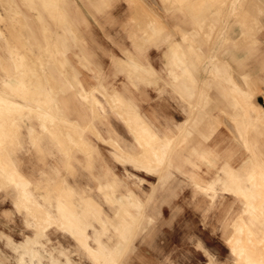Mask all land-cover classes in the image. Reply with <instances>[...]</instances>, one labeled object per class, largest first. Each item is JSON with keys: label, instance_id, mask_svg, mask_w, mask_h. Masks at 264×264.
I'll list each match as a JSON object with an SVG mask.
<instances>
[{"label": "rangeland", "instance_id": "1", "mask_svg": "<svg viewBox=\"0 0 264 264\" xmlns=\"http://www.w3.org/2000/svg\"><path fill=\"white\" fill-rule=\"evenodd\" d=\"M120 1L128 4V22L120 23L114 17ZM162 1L167 11L187 9L196 16L194 29L183 32L177 42L188 67L172 63L173 55L164 70L139 58L140 46L163 39L162 31L168 27L145 0H0V84L6 74L9 80L14 76L19 82L17 87L0 91V174L7 178V169L2 171V161L9 163L5 147L21 120L32 118L36 123L37 117L42 126L68 121L56 95H49L45 81L73 120L83 124L93 120L104 134L117 137L126 147L139 148L126 115L112 101L110 92L120 90L152 117L160 130L167 128L174 143L180 142L174 144L170 172L118 159L114 155L118 147L102 140L89 126L85 127L92 141L88 151L76 147L71 156L61 151L50 129L39 127V140L34 142L22 126L15 136L23 142L16 140L9 146L17 164L31 176L36 189L47 191L70 181L94 196L109 213L116 208L110 196L133 187L151 217H146L148 223L133 239L123 264H238L227 238L234 229L232 216L240 212L236 208L239 200L235 193L223 188L222 180L227 164L242 170L253 164L241 133V120L251 114L244 113L242 97H238L239 112L233 113V95L227 91H235L234 78L262 111L256 125L245 131L250 146L264 159V0ZM189 3H194L193 9L185 6ZM242 5L248 9L245 13L249 12L246 21L239 11ZM232 21L240 22L239 33H232ZM102 37L112 46L100 45ZM130 42L135 45L134 51L126 46ZM115 44L125 58L115 51ZM132 58L138 67L128 62ZM12 69H16L14 75ZM28 69L36 72L29 77ZM82 84L96 102L81 94ZM146 86L153 87L155 99L169 97L168 111L161 109L160 101L151 102ZM12 94L36 105L13 103L11 100L16 99ZM17 106L19 112L13 116L11 109L15 113ZM259 110L253 108L250 113L256 116ZM152 111L156 116H151ZM68 139L70 146H76L81 134L69 133ZM17 184L26 185L23 181ZM16 191L12 184H0V264L16 263L18 250L14 247L26 250L27 245H19V239L34 231L15 202ZM24 196L29 199L27 194ZM110 231L114 232L113 227ZM51 234L54 238L46 245L35 246L54 251L65 261L61 251L64 246L79 264H96L68 232ZM9 236L14 243L8 241ZM248 246L239 251V256H258L264 264V243L258 251ZM23 254L29 256L28 251ZM43 260L54 264L49 253Z\"/></svg>", "mask_w": 264, "mask_h": 264}, {"label": "crops", "instance_id": "2", "mask_svg": "<svg viewBox=\"0 0 264 264\" xmlns=\"http://www.w3.org/2000/svg\"><path fill=\"white\" fill-rule=\"evenodd\" d=\"M145 3L147 7L151 6L154 9V11L159 15V18L161 19L160 22L164 25H168V27L162 31L163 39L157 40V43H150L147 45L143 44L140 46L141 50L138 55L139 58L145 64H151L154 67H159L160 69L164 70L165 67H169V62L173 55L174 57L171 59L172 63H185V67H188L186 57L184 56V54H182V51L180 52L177 49V42L181 41L183 32H190L194 29V25L197 22L194 12H191L187 9H185V11L173 9L167 11L162 0H145ZM185 6H189L193 9L194 3H189ZM127 8L128 4L126 1H120L116 4V15L114 17L118 19V22H128L127 19L129 17L126 15ZM123 9L124 14H121V10ZM239 11H241L243 20L246 21L249 19V12L245 13V11H248V9L244 5L240 6ZM245 14H247L246 17ZM262 17L264 18V14L262 15ZM240 28V22L232 21L233 34L239 33ZM59 32L61 33L62 31L59 30ZM140 34L141 36H143L142 32ZM165 37L167 38V40L165 39ZM118 40L120 41V39ZM99 41L100 45L104 44L107 46H112V44H110V41L106 38L102 37L101 39H99ZM126 46L134 51V43L130 42V44ZM113 47L118 53V46L115 44L113 45ZM119 55L125 58V54ZM128 62L133 63V66L138 67L133 58L129 59ZM171 69L175 73H178L177 71H175L176 69L174 68V66H171ZM32 72L35 73V69H28L29 77H31ZM11 73L14 75L16 73V69H12ZM229 77L232 78V76ZM232 79L235 91L227 92L233 95V98H231V102H233V105L235 106L233 113L236 114V112H239L240 100L238 97H242V101L245 104L244 113L246 112L248 114H251L247 116V118L245 117L241 120L244 126V129H241V133L244 138V143L250 150L248 152L250 153V158L253 164L246 170H242L238 165H226V176L222 180V186L223 188L236 194L239 200L236 208H240V212H237V214L232 216L234 229L228 235L229 237L227 238V241L229 242L230 249L234 253L238 264H261V258H259L258 256L240 257L239 251L246 249V246H248V244L249 246L247 247V249L258 251L261 249V245L263 244L264 159L256 150L253 149L252 146H250L248 142L249 139L245 131L248 126L251 125L253 127L256 125V118H258V116H261L262 111H260L259 107H257L253 103L250 92L246 88L241 87L234 78ZM77 80L80 82L82 81L80 77H78ZM18 84L19 82L16 78H14V76L9 80V76L8 74H6L2 78L0 91H3V88H8L9 86L17 87ZM45 84L49 91V95H56V101L60 105L61 110L66 113L68 121L57 120L55 124L48 123L47 125L42 126L37 117H35L38 121L36 123L32 122V118H24L23 120H21L19 128L17 130H13L12 139L8 140L6 143L5 150L9 163L6 162L5 164H3L2 168H6L11 174H14L15 170L16 179L13 180L10 178H6L0 174V184H12L16 187L17 191L15 194V202L19 209H22L24 211L27 224L34 227L33 232H26L24 236L19 239V245H27L25 246L26 250L20 251L18 249V246L14 247L18 250V256L17 262L12 264H46L43 260V256H46V253H49L54 264H79V262L72 259L67 251V248H65L64 246L61 247V251L66 255L65 261L60 260L55 255L54 251H43L35 246L36 244L46 245L47 240H52L54 238L51 232L58 230L66 231L70 235L75 237L78 242L85 247L89 255L95 260L96 264H123L124 258L128 255V251L132 247L133 239L136 237V235H138L140 231H142L146 227L148 223L149 219L145 221L146 217H151L146 212L144 208L145 203L138 195L137 191L133 187L129 186L126 190L121 191L119 194H117V196H110V198H112V200L114 201V205L116 208L113 213H109L104 210L102 204L98 200H96L94 196L84 190L77 188L76 185L70 181L69 184L52 187L47 191L38 190L34 186H32V183L34 181L31 176L17 164L16 159L14 158L12 150L9 146L16 140H18L20 143L23 142V140L15 136L16 132L19 131L22 126H25L27 128L28 134L31 135V140L34 142H38L39 140V127L48 128L53 132L54 136L56 135V142L60 145L61 151L64 154L71 156L75 153L76 147L84 148L86 151H88V148L92 144V141L90 136L86 134L85 127L89 126L100 136L102 140L111 141L118 147L114 150V155L118 159L122 161H130L135 165L144 166L148 169L163 167L166 169V171L170 172L171 170L169 168V164L172 162V156L174 153L172 152L173 147L174 144L180 142L176 141L174 143V136L168 132L167 128L164 127L163 130H160L159 126L155 123L152 117L148 116V114L146 115L144 112L138 109L136 105L133 104L131 99L125 96L120 90L116 89L110 92L114 106H116V108L118 107L119 110L126 115L125 118L127 120L128 128H134L130 130L136 135V139L140 145V147L137 149L126 147L117 137L112 136L111 134H104L100 130V128L95 125V122L93 120H89L88 122L83 124L69 117L67 110L62 105V101L59 99L56 92L51 91L47 81H45ZM145 89L152 98L151 102L156 101V103H159L160 101L163 105L161 106V109H163L164 111H168L167 106H169L168 104L170 103V101H168V96H165L164 98L162 97L161 100L155 99L156 92L153 87L146 86ZM80 92L86 98H89L92 95L91 91H89L88 88L84 86V84H82ZM12 98L18 101L16 102L11 100L16 104L28 107L36 105V103L31 101L30 99L25 102L24 99L22 101L20 100L22 98H15L14 94H12ZM91 100L96 102L97 99L91 96ZM253 108L259 110L257 113L258 115L253 116V114L250 113L251 109ZM151 116H156L154 111L151 112ZM134 124L135 127H138L136 131V128L133 127ZM55 127L58 128L56 129ZM147 127L150 128V131L146 129ZM69 133H73L75 135L81 134V142L76 146H70L68 139ZM145 139L147 140L146 142ZM161 141L163 142V144L164 142L168 143V141L171 144L170 146H167L168 148L165 147L164 149H159V144ZM147 143H149L148 146ZM156 149L159 151V155L157 153L158 151H156L157 157H153L154 150ZM144 150H147V152H144ZM19 180L23 181L26 184L25 187H20L17 184ZM214 182L215 179H212L210 181L211 184H213ZM25 194L29 196V199H25ZM36 213L38 214V217H36ZM97 222H99L100 225H98ZM241 222H244L248 229L250 228L249 230L257 238V243L255 242L250 244V242H248L247 238L245 237L237 241L238 237L240 236V228L238 226H240ZM112 227L114 229L113 233H111L110 231ZM84 228H86L85 233L83 231ZM79 229H81L80 232L83 231V233H79ZM104 234H107L108 238H105ZM56 238H58V241L61 242L60 237L56 236ZM8 241L10 243H14L15 240L12 236H9ZM234 248L236 250H234ZM25 251H28V257L23 254ZM2 263L7 264L5 261H3Z\"/></svg>", "mask_w": 264, "mask_h": 264}, {"label": "bare ground", "instance_id": "3", "mask_svg": "<svg viewBox=\"0 0 264 264\" xmlns=\"http://www.w3.org/2000/svg\"><path fill=\"white\" fill-rule=\"evenodd\" d=\"M21 18V17H20ZM21 55V54H20ZM34 56V55H33ZM26 81H28V79L26 80ZM26 83V82H25ZM27 84V83H26ZM28 85V84H27ZM25 93V92H24ZM25 96H26V94H24ZM116 102V101H115ZM128 105V104H127ZM19 106H17V107H15V113H13L14 111V109H11V113L13 114V116H14V114H15V116H17L16 114L19 112ZM133 111V110H132ZM11 116V115H10ZM130 116V115H129ZM132 123V122H131ZM133 124V123H132ZM133 127H135V124H134V126ZM136 129H135V131L137 130V128L138 127H135ZM140 128V127H139ZM130 129H134V128H130ZM148 131H150V128H146ZM146 130V131H147ZM140 131V130H139ZM152 132V131H151ZM150 132V133H151ZM146 134V133H145ZM153 135V134H152ZM178 135V134H177ZM149 136H151V135H149ZM148 136V137H149ZM72 138V140L74 141V142H76L77 141V139H75L73 136L71 137ZM150 138V137H149ZM139 140V139H138ZM147 140L145 139V142H146ZM160 141V140H159ZM165 141V140H164ZM149 142V141H148ZM162 142V141H161ZM160 142V144H159V149H164L165 147H167V146H170V142L168 141V143H165L164 142V144H163V142L161 143ZM149 145V143H147V146ZM148 148V147H147ZM168 148V147H167ZM146 149V148H145ZM153 150V149H152ZM2 151H4V150H2ZM147 152V150H144V152ZM149 151V150H148ZM156 151H158L157 149L156 150H154V153L153 154H156ZM158 153V152H157ZM3 157V156H2ZM132 158V157H131ZM6 159V158H5ZM3 159H1V161H2ZM6 163V162H5ZM3 161H2V164H5ZM8 163V162H7ZM0 168H1V164H0ZM2 171L4 172V169L2 168ZM14 172H15V170H14ZM16 173V172H15ZM15 173L14 174H11V173H9V171L8 170H6L5 171V174H6V176H7V178L9 177L10 179H13V180H15L16 178H15ZM3 173L1 172V175H2ZM14 176V177H13ZM18 182H22L21 180H19ZM25 184V183H24ZM23 184V185H24ZM15 185V184H14ZM17 185V184H16ZM21 187H22V184H21ZM248 192V191H247ZM246 192V193H247ZM246 193H244V194H246ZM251 195H252V193H251ZM242 196V195H241ZM246 197H248V196H246ZM251 197V196H250ZM27 198V197H26ZM29 198V197H28ZM65 199V198H64ZM245 199V198H244ZM246 200H249V199H246ZM66 201V200H65ZM131 201V200H130ZM252 202V201H251ZM250 203V202H249ZM70 204V203H69ZM71 205V204H70ZM88 207V206H87ZM63 213V212H62ZM37 216H38V214H37ZM40 219V218H39ZM68 220V219H67ZM240 221V220H239ZM239 224V223H238ZM239 228H240V236L238 237V240L237 241H239V240H241L243 237H245V238H247V241L248 242H250V244L251 243H257V238H256V236H254L253 234H252V232L248 229V227L244 224V222H241L240 223V226H238ZM238 228V229H239ZM83 229V228H82ZM86 229V228H85ZM75 230V229H74ZM80 230L81 229H79V232H80ZM239 231V230H238ZM75 233V232H74ZM235 233V232H234ZM234 235V234H233ZM235 237V236H234ZM258 241H259V239H258ZM261 241V240H260ZM263 243H264V237H263ZM232 242V241H231ZM233 243V242H232ZM236 243H238V242H236ZM261 243V242H260ZM235 244V243H234ZM249 245V244H248ZM260 245V244H259ZM242 246V245H241ZM234 247H236V246H234ZM264 247V246H263ZM122 248V247H121ZM262 248V247H261ZM234 250H236L235 248H234ZM246 250V249H245ZM242 252V251H241ZM244 255V254H243ZM240 259V258H239ZM241 260V259H240Z\"/></svg>", "mask_w": 264, "mask_h": 264}]
</instances>
